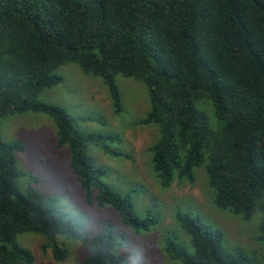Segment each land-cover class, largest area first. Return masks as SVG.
<instances>
[{
  "label": "trees",
  "instance_id": "trees-1",
  "mask_svg": "<svg viewBox=\"0 0 264 264\" xmlns=\"http://www.w3.org/2000/svg\"><path fill=\"white\" fill-rule=\"evenodd\" d=\"M72 63L103 79L117 111V77L143 83L150 100L143 123L158 129L150 150L161 184L175 176L193 179V170L204 167L217 208L245 219L262 215L264 243V0H0V121L28 112L49 115L59 146H69L80 185L88 193L96 188L101 207L139 226L130 201L102 181L104 170L88 155V139L74 119L39 100L63 82L56 70ZM24 150L0 132V264H35L33 253L17 242L28 232L44 234L45 251L52 246L54 260L65 261L59 238L80 237L79 226L41 196L20 192L16 153ZM177 219L193 252L168 240L172 258L259 264L226 249L222 233L199 219ZM116 245L112 236L96 235L81 264H128L114 252Z\"/></svg>",
  "mask_w": 264,
  "mask_h": 264
},
{
  "label": "rangeland",
  "instance_id": "rangeland-1",
  "mask_svg": "<svg viewBox=\"0 0 264 264\" xmlns=\"http://www.w3.org/2000/svg\"><path fill=\"white\" fill-rule=\"evenodd\" d=\"M56 74L63 82L45 89L39 100L63 108L74 119L76 129L88 139V155L104 170L102 181L130 201L143 223L125 224L112 207L98 204L96 188L88 193L80 185L70 168L69 146H59L58 128L49 115L28 112L2 119V139L25 146L16 153L20 192L47 200L64 219L79 226L81 233L78 238H59L67 251L66 260L60 262L54 260L52 246L45 251L48 240L44 234L18 235V244L33 253L35 264H81L89 258L91 242L98 234L112 236L117 241L114 252L128 264H183L165 248L171 240L193 252L191 237L177 219L179 214L197 218L222 233L229 251L240 250L264 264V243L259 241L262 215L258 212L245 219L217 208L204 167L193 170V179L175 176L168 186L161 184L150 150L158 139V129L143 123L150 109L143 83L117 77L122 106L117 111L101 77L85 74L74 63L58 68ZM106 147L122 155L107 153Z\"/></svg>",
  "mask_w": 264,
  "mask_h": 264
}]
</instances>
